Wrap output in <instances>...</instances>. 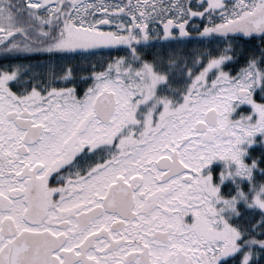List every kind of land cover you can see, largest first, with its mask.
I'll return each instance as SVG.
<instances>
[{"label": "snow or ice", "instance_id": "obj_1", "mask_svg": "<svg viewBox=\"0 0 264 264\" xmlns=\"http://www.w3.org/2000/svg\"><path fill=\"white\" fill-rule=\"evenodd\" d=\"M0 57V264H264V0H0Z\"/></svg>", "mask_w": 264, "mask_h": 264}, {"label": "trees", "instance_id": "obj_2", "mask_svg": "<svg viewBox=\"0 0 264 264\" xmlns=\"http://www.w3.org/2000/svg\"><path fill=\"white\" fill-rule=\"evenodd\" d=\"M198 42L197 41H194V40H188V41H185L184 42V45L185 47H192L194 45H196ZM100 54H106V55H103L100 57ZM109 55H115V53H110L108 52L107 50L105 49H101V50H98V51H95L93 52L91 55H88L86 57H76L74 59H78V60H81V61H84V62H88V63H97V62H102L103 59ZM17 59H20V58H17ZM33 60L35 59H45V58H31ZM5 60L4 58L0 60V63H4ZM15 62V61H13Z\"/></svg>", "mask_w": 264, "mask_h": 264}, {"label": "flooded vegetation", "instance_id": "obj_3", "mask_svg": "<svg viewBox=\"0 0 264 264\" xmlns=\"http://www.w3.org/2000/svg\"><path fill=\"white\" fill-rule=\"evenodd\" d=\"M32 58H45V57H32ZM3 59V57H0V60Z\"/></svg>", "mask_w": 264, "mask_h": 264}, {"label": "rangeland", "instance_id": "obj_4", "mask_svg": "<svg viewBox=\"0 0 264 264\" xmlns=\"http://www.w3.org/2000/svg\"><path fill=\"white\" fill-rule=\"evenodd\" d=\"M103 55H106V54H100V57L103 56Z\"/></svg>", "mask_w": 264, "mask_h": 264}]
</instances>
